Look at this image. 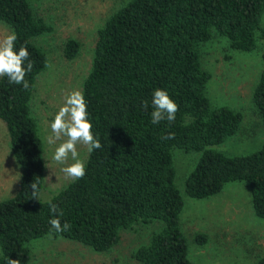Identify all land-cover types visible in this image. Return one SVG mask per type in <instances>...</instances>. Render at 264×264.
<instances>
[{
  "label": "trees",
  "instance_id": "obj_1",
  "mask_svg": "<svg viewBox=\"0 0 264 264\" xmlns=\"http://www.w3.org/2000/svg\"><path fill=\"white\" fill-rule=\"evenodd\" d=\"M263 12L264 0H127L114 10L97 31L82 85L88 119L102 148L88 152L83 179L36 200L30 185L36 181L41 190L44 184V141L31 101L47 58L34 38L51 25L35 13L30 0H0V21L16 32L15 49L27 47L33 63L28 89L0 77V119L21 166L17 191L0 200V264L10 258L25 264L27 242L50 233L108 250L122 229L154 220L161 225L135 248L134 258L141 264H194L180 222L184 200L175 182V147L200 151L185 177L188 195L207 197L228 181L244 180L254 212L264 217V141L241 154L211 146L238 130L242 114L211 103L206 93L210 72L201 60L202 44L213 34L226 36L231 48H255L257 37L264 38ZM79 46L78 39L67 38L64 56L73 58ZM156 89L166 90L179 105L175 122H151ZM252 100L264 124V69ZM168 133L174 139H161ZM49 202L63 210L58 218L71 225L69 231L51 228ZM257 264H264V257Z\"/></svg>",
  "mask_w": 264,
  "mask_h": 264
},
{
  "label": "rangeland",
  "instance_id": "obj_2",
  "mask_svg": "<svg viewBox=\"0 0 264 264\" xmlns=\"http://www.w3.org/2000/svg\"><path fill=\"white\" fill-rule=\"evenodd\" d=\"M35 13L51 25L34 38L46 54L45 68L38 74L32 95V112L39 123L44 141V184L39 197L47 199L70 180L53 160L56 147L63 141L48 144L50 124L64 104L67 94L82 91L90 70L97 31L107 17L127 0H30ZM260 23L264 26V12ZM10 27L0 21V39ZM69 37L79 40L73 58L63 54ZM201 60L210 72L206 93L213 105H227L242 114L238 130L212 147L228 154L248 153L264 141V124L252 100V92L264 69V38L258 36L252 50L231 48L226 36L213 34L201 47ZM84 162L88 151L79 145ZM200 155L197 150L173 148L175 182L184 204L180 222L186 237L188 256L194 264H257L264 257V217L258 216L251 202V191L244 180L228 181L207 197H192L184 191V181ZM69 163H72L70 160ZM21 166L14 158L9 134L0 119V200L17 191ZM160 221H138L120 231V238L108 250H94L77 240L46 234L27 242L30 257L25 264H141L133 252L148 242ZM205 234L201 241L198 234Z\"/></svg>",
  "mask_w": 264,
  "mask_h": 264
},
{
  "label": "clouds",
  "instance_id": "obj_3",
  "mask_svg": "<svg viewBox=\"0 0 264 264\" xmlns=\"http://www.w3.org/2000/svg\"><path fill=\"white\" fill-rule=\"evenodd\" d=\"M18 37L13 30L3 39H0V77H7L9 83L21 85L24 89L30 87L26 76L32 71L33 63L30 59V53L27 47L21 46L17 51L15 42ZM50 67V65H46ZM151 122L159 124L167 121L169 124L175 122L176 114L179 111V105L171 98L164 89H156L152 96ZM149 104L143 103V108L147 110ZM88 105L84 94L80 90H74L67 94L64 104L56 113L50 124L52 135L47 138L48 144H55L57 141H63L56 147L53 160L58 164L65 165L61 168L65 178L76 182L83 179L86 175V164L80 159L78 146L82 145L91 153L93 150L101 149L102 144L92 129L93 124L88 119ZM174 133H168L161 137L163 140L174 139ZM72 163H69V161ZM32 189V199L39 200L40 189L38 183L34 181L30 185ZM49 210L54 218L49 220L51 228L56 233L69 231L71 225L65 222L61 224L58 217H62L64 212L56 204L49 202ZM51 234V233H50ZM8 264H20L19 260L9 259Z\"/></svg>",
  "mask_w": 264,
  "mask_h": 264
}]
</instances>
